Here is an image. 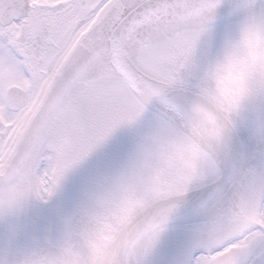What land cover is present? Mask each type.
<instances>
[{
    "label": "snow or ice",
    "instance_id": "6c2138e0",
    "mask_svg": "<svg viewBox=\"0 0 264 264\" xmlns=\"http://www.w3.org/2000/svg\"><path fill=\"white\" fill-rule=\"evenodd\" d=\"M0 264H264V0H0Z\"/></svg>",
    "mask_w": 264,
    "mask_h": 264
}]
</instances>
